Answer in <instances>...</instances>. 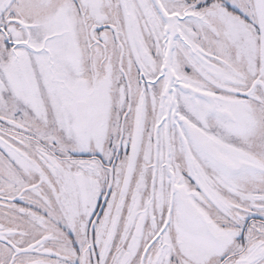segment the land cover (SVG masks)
Listing matches in <instances>:
<instances>
[{"label": "snow or ice", "instance_id": "6c2138e0", "mask_svg": "<svg viewBox=\"0 0 264 264\" xmlns=\"http://www.w3.org/2000/svg\"><path fill=\"white\" fill-rule=\"evenodd\" d=\"M0 264H264V0H0Z\"/></svg>", "mask_w": 264, "mask_h": 264}]
</instances>
